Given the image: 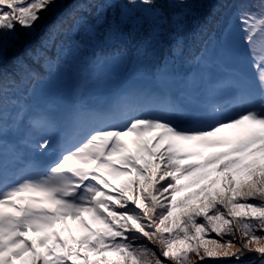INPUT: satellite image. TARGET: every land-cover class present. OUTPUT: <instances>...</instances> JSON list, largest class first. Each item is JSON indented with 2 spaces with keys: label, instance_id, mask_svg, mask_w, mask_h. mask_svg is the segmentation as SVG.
I'll list each match as a JSON object with an SVG mask.
<instances>
[{
  "label": "snow or ice",
  "instance_id": "snow-or-ice-1",
  "mask_svg": "<svg viewBox=\"0 0 264 264\" xmlns=\"http://www.w3.org/2000/svg\"><path fill=\"white\" fill-rule=\"evenodd\" d=\"M65 3L0 0V264H264V0H214L203 20V0ZM68 34L95 41L77 98L111 60L137 68L149 48L164 53L161 91L62 118L31 109L35 65L59 70L50 45Z\"/></svg>",
  "mask_w": 264,
  "mask_h": 264
},
{
  "label": "trees",
  "instance_id": "trees-1",
  "mask_svg": "<svg viewBox=\"0 0 264 264\" xmlns=\"http://www.w3.org/2000/svg\"><path fill=\"white\" fill-rule=\"evenodd\" d=\"M75 0H66L65 6L71 7ZM214 0H203V6L198 10V16L201 20L208 18L210 14L214 11L213 8ZM115 13V8L112 9ZM235 12L233 8L228 15ZM49 18L47 22H51ZM195 21L189 22V31L194 26ZM44 35L43 27H38L31 41V45L34 47L40 43L41 38ZM139 37H136L138 39ZM135 41L133 39L125 40L120 45L109 47L107 49V54L112 57H116L120 48H130L131 44ZM189 43H191V38L189 37ZM79 44V49L77 50L74 45ZM51 55L53 59L57 54L60 55L61 67L59 70L54 71L49 77L47 66L44 59H39L38 63L35 65V70L38 71L41 82L36 85L35 91L27 95L26 99H22V102L27 104L33 110H39L46 106H52V110L59 108L62 110L63 114L66 115L73 109L77 107H83L86 110H93L90 108V103L92 101H98L101 106H108L110 101V93L114 91L113 98L115 101L130 88H144L153 91H161L162 86L155 76V66L159 65L164 59V53L159 48H149V55L146 58H142L137 68H133V64L136 61L130 57L125 59H113L105 65V67L100 72V77L103 78L104 74L108 77V80L115 82V90H111L112 87H108L110 91L99 90L96 88L95 78H90L87 89L84 91L82 96L77 99L74 95L76 86L80 80V70L84 68L85 62L92 57V53L95 49V41H90L86 36H73L71 34L62 36L58 38L55 45H50ZM67 53V55H65ZM24 55V50L19 49L16 52L9 54V63L6 65L8 70H11V60L13 56ZM41 57L45 56V53L39 54ZM31 63V62H30ZM141 66H147L152 69L149 72H143L140 69ZM17 71L23 75L21 69ZM181 74H184L187 69L181 68ZM55 84V87L52 85ZM182 86V80L177 79L168 87L172 90H176ZM227 98V97H226ZM231 238V237H230ZM232 239V238H231ZM239 239V235L234 241ZM255 255V254H254ZM256 257L246 256V260L253 261ZM212 261H204V264H211ZM236 264V263H235Z\"/></svg>",
  "mask_w": 264,
  "mask_h": 264
},
{
  "label": "rangeland",
  "instance_id": "rangeland-1",
  "mask_svg": "<svg viewBox=\"0 0 264 264\" xmlns=\"http://www.w3.org/2000/svg\"><path fill=\"white\" fill-rule=\"evenodd\" d=\"M99 75H100V73H99ZM99 75H98V77L95 78V82H94V84H96V88L97 89H99V90L103 89L104 91H110L108 87L111 86L112 87L111 90H115L116 87H115V82L114 81L108 80V77H106L104 74H102L103 78L100 77ZM113 95H114V91H112L110 93V95H108L110 97V101L108 102V105L116 103V101H114ZM77 99L79 100V98H77ZM89 107L90 108L92 107L94 109H99V108H102L103 106H101L98 101H92L90 103ZM104 107H107V105L104 106ZM54 115H56L57 117H60V118L65 116L63 114L62 110L60 109V107L54 110ZM84 216H85V219H89L87 213H85ZM225 239H231V238L230 237H226ZM239 239H237L236 241H233L234 243L237 244V246L239 245ZM221 242H223V241H221ZM250 256L256 257V259L253 260V261H256V260L258 261L260 259V257H258L257 255H254V254H250ZM205 261H212L211 264H235L236 263L232 259H218V260H205ZM244 262H249L250 263L252 261L246 260V257H245L244 258ZM17 264H19V262H17ZM242 264H244V263H242Z\"/></svg>",
  "mask_w": 264,
  "mask_h": 264
},
{
  "label": "water",
  "instance_id": "water-1",
  "mask_svg": "<svg viewBox=\"0 0 264 264\" xmlns=\"http://www.w3.org/2000/svg\"><path fill=\"white\" fill-rule=\"evenodd\" d=\"M256 261H257V260H256ZM242 263H244V264H250L249 262H244V261H243Z\"/></svg>",
  "mask_w": 264,
  "mask_h": 264
}]
</instances>
